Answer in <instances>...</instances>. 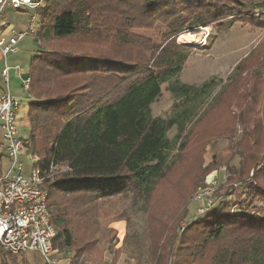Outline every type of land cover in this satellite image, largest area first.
Segmentation results:
<instances>
[{"label":"trees","instance_id":"16d2710c","mask_svg":"<svg viewBox=\"0 0 264 264\" xmlns=\"http://www.w3.org/2000/svg\"><path fill=\"white\" fill-rule=\"evenodd\" d=\"M113 1L122 7L121 14L134 9L131 0ZM142 1V17L172 29L163 43L135 37L130 41L124 33L115 38L116 53L42 48L29 60L31 82L24 114L30 134L24 144L39 157L43 169L51 163L69 167L47 179L44 187L57 230L54 248H71L70 264H77L96 247L97 201L132 189L151 191L164 177L174 147L168 130L176 127L177 139L188 123L199 118L200 106L216 84L214 78L199 86L177 78L188 56L187 44L177 42L186 32L178 25L177 17L185 15L183 8L178 11L180 1ZM89 5L90 0H44L36 10L43 19L49 18V30L61 42L76 35L90 36ZM227 11V4L217 10L223 17L232 15ZM191 18L195 25L204 22L201 16ZM49 30L39 33L40 42ZM165 82L175 99L167 118L153 116L150 109ZM260 171L264 179V170ZM243 193L237 197L228 192L193 217L181 237L179 264H264V183H248ZM232 194L234 198H228ZM195 236L202 240L199 254L190 248ZM152 239V264H169L173 240L163 245L160 236ZM0 264L26 263L0 250Z\"/></svg>","mask_w":264,"mask_h":264},{"label":"rangeland","instance_id":"374dc122","mask_svg":"<svg viewBox=\"0 0 264 264\" xmlns=\"http://www.w3.org/2000/svg\"><path fill=\"white\" fill-rule=\"evenodd\" d=\"M131 1L134 9L124 15L119 13L122 7H116L113 0H90L88 17L93 26L90 36L76 35L61 42L49 30V18L43 19L37 10L4 9L0 23L12 24L16 30H26L31 15L36 20L32 25L35 33H26L19 40L17 51L8 55L11 92L25 97L16 116L21 137L28 139L30 134L24 114L28 92L20 78L13 77L18 70L15 64L22 69L19 68V73L28 74L31 56L42 48L111 54L119 48L116 36L124 33L130 41L135 37L155 44L172 35L166 23L141 16L142 0ZM179 1L178 11L183 8L185 14L177 17L179 27L186 32H200L201 38L197 44L186 43L188 56L177 78L195 86L214 78L216 84L200 106L199 118L188 123L177 139V128L168 130L174 147L168 153L164 177L151 191L132 189L97 201L93 215L96 249L76 260L77 264H152V236H160L163 245L173 240L169 264H179L181 237L204 204L193 199L196 186L216 176L218 183L212 200L217 201L228 192L244 196L248 183H264L260 171L264 170V0ZM222 4H227V13L232 15L224 18V13L217 12ZM133 15L139 19L135 20ZM197 16L204 21L201 25L190 21ZM141 24L152 26L142 28L138 26ZM207 26L209 31L205 30ZM45 29L49 31L40 42L39 33ZM115 30L118 35H114ZM168 84L161 85L160 96L150 105L153 116L172 115L175 99ZM27 152L33 153L30 149ZM22 161L23 172H27L31 161L25 157ZM64 171V167L56 168L52 179ZM255 173L256 177L252 175ZM234 194L228 198H234ZM194 238L190 248L199 254L202 240L200 236ZM59 251L58 257L62 259L74 255L68 247ZM17 259L26 264H44L45 260L38 252Z\"/></svg>","mask_w":264,"mask_h":264},{"label":"built area","instance_id":"2783aa9c","mask_svg":"<svg viewBox=\"0 0 264 264\" xmlns=\"http://www.w3.org/2000/svg\"><path fill=\"white\" fill-rule=\"evenodd\" d=\"M43 3L44 0H0V16L6 7L35 11ZM35 22L33 14L26 30H16L10 24L0 23V55L4 60L17 51L18 42L26 33L35 32L32 26ZM8 72L9 66L4 64L1 77L5 87L0 95V250L16 258L38 252L44 257V264H63L58 257L59 251L53 245L57 230L51 221L44 186L47 179L53 177L56 168L64 167L67 171L69 167L51 163L48 169H43L39 157L27 152L16 123L20 100L9 92ZM19 76L22 87L28 90L31 82L29 73H19ZM23 157L31 161L27 172H23ZM217 183L216 176H213L197 188L193 199L204 204L196 214H203L213 204L212 196Z\"/></svg>","mask_w":264,"mask_h":264},{"label":"crops","instance_id":"0c3cea01","mask_svg":"<svg viewBox=\"0 0 264 264\" xmlns=\"http://www.w3.org/2000/svg\"><path fill=\"white\" fill-rule=\"evenodd\" d=\"M24 9H26V8H24ZM20 11H24V10H20ZM10 25H12V24H10ZM8 56H7V58H6V60H4L3 58H2V56L0 55V95L2 94V92H3V90H4V82H3V79H2V77H1V70H2V68L4 67V64H7L8 66H9V82H10V79H11V76H10V71H11V65L9 64V61H8ZM14 67H17V72H14L15 74H13V77H16V78H20V76H19V68L21 69V67L18 65V64H15V66ZM22 70V69H21ZM28 73H29V71H28ZM20 80H21V78H20ZM8 89H9V92L11 93V94H13L12 92H11V89H10V85H9V83H8ZM13 96L14 97H16L18 100H20V101H22V100H25L24 98H23V95H21V94H13ZM27 100H29V98L27 99ZM26 123H27V121H26ZM25 139V138H24ZM0 141H1V130H0ZM3 161L4 162H6L5 161V159H3ZM95 249H96V247H95ZM94 249V250H95ZM71 259L69 258V257H64L63 259L61 258V262L63 263V264H67V262L68 261H70Z\"/></svg>","mask_w":264,"mask_h":264},{"label":"bare ground","instance_id":"6f19581e","mask_svg":"<svg viewBox=\"0 0 264 264\" xmlns=\"http://www.w3.org/2000/svg\"><path fill=\"white\" fill-rule=\"evenodd\" d=\"M205 30L209 31L210 27L207 26ZM200 38H201L200 32H195V33L188 32V33L181 34L178 38V41L179 43L197 44Z\"/></svg>","mask_w":264,"mask_h":264}]
</instances>
